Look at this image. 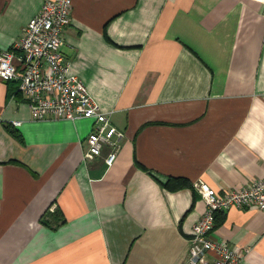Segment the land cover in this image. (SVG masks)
<instances>
[{"label":"crops","instance_id":"0c3cea01","mask_svg":"<svg viewBox=\"0 0 264 264\" xmlns=\"http://www.w3.org/2000/svg\"><path fill=\"white\" fill-rule=\"evenodd\" d=\"M45 1L0 0V53ZM63 39L125 137L110 168L107 149L86 164L92 120L35 121L0 79V264H183L206 209L194 183L222 195L264 179V0H73ZM56 210L64 224L43 225ZM218 220L240 264H264V212Z\"/></svg>","mask_w":264,"mask_h":264},{"label":"built area","instance_id":"2783aa9c","mask_svg":"<svg viewBox=\"0 0 264 264\" xmlns=\"http://www.w3.org/2000/svg\"><path fill=\"white\" fill-rule=\"evenodd\" d=\"M72 7L73 0H46L13 48L0 53V79L18 82V91L35 121L92 120L83 161L90 163L107 149L104 162L110 168L117 160L125 134L113 126L110 114L101 110L87 87L71 72L61 52ZM194 187L206 209L193 226L183 264H240L244 253L217 237L215 216L232 207H252L264 212V179L222 195L201 180Z\"/></svg>","mask_w":264,"mask_h":264},{"label":"trees","instance_id":"16d2710c","mask_svg":"<svg viewBox=\"0 0 264 264\" xmlns=\"http://www.w3.org/2000/svg\"><path fill=\"white\" fill-rule=\"evenodd\" d=\"M19 93V92H18ZM165 189L169 191H177L183 188H192V184L188 182L187 180L180 179V178H171L168 180V182L164 185ZM223 212H218L215 216L216 219V227L220 224V220H218V217ZM222 220V219H221ZM41 222L43 225L50 227L51 229H57L62 224H64V218L62 217V214L58 212L57 210L54 212H47L44 214V216L41 219Z\"/></svg>","mask_w":264,"mask_h":264}]
</instances>
